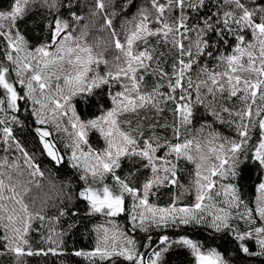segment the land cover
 I'll list each match as a JSON object with an SVG mask.
<instances>
[{"label": "snow or ice", "instance_id": "obj_1", "mask_svg": "<svg viewBox=\"0 0 264 264\" xmlns=\"http://www.w3.org/2000/svg\"><path fill=\"white\" fill-rule=\"evenodd\" d=\"M34 6L47 8L50 19L48 39L33 48L19 31V22ZM78 7V0H12L7 10H0V38L6 44L0 55V112L15 113L18 102H31L35 124L53 122L57 130L61 118L67 117L72 129L69 163L80 171L84 186L78 198L86 202L88 215L115 218L128 213L132 233L206 224L214 232L230 236L238 253L264 255V174L256 185L254 208L231 182L248 161L264 173V0H151L154 12L141 8L129 22L132 27L123 41L115 31L111 33L121 55L116 57V70L103 73L92 67L108 62L94 55L86 42L88 26L74 34L84 19ZM105 8V0H94L91 16ZM104 26L111 29L112 20L105 17ZM157 45L169 49L170 63ZM210 60L215 61L213 67H209ZM148 76L154 81L150 88ZM104 85L118 86L110 94L112 107L98 118L82 120L73 98L91 95ZM166 112L171 113V120L161 123ZM202 115L212 120H203L196 128ZM217 121L233 129L235 137L216 131L213 123ZM11 122L21 123L15 115ZM8 123L0 119L3 144L8 148L15 145L23 153L29 175L43 177L44 172L15 139ZM89 131L98 132L104 140L102 150L90 146ZM35 132L43 151L59 166L62 157L46 139L51 133L44 127H36ZM124 161L130 167L121 175L118 170L123 169ZM182 161L193 166L195 202L178 207L184 192L167 207L150 202L160 187L179 185ZM4 168L8 171H0V242L15 257V264H24L23 257L41 254L32 251L29 234L32 223L46 217L43 207L35 209L25 199L34 182L13 179L10 173L19 168L16 163L5 159L0 164ZM141 169L152 175L137 186ZM35 187H40L38 181ZM62 195L72 199L67 193ZM127 197L133 201L130 210ZM35 203L33 198L32 205ZM66 214V209L59 210L60 216ZM233 220L247 227H234ZM108 223L112 227L95 229L91 251L73 254L89 259L90 264H163L164 254L175 245L190 250L195 264H229L216 248L204 251L193 239L170 240L167 235L158 238L156 248L152 236H147L143 247L152 250L146 260L133 236L114 219ZM49 251L56 254L55 248Z\"/></svg>", "mask_w": 264, "mask_h": 264}, {"label": "trees", "instance_id": "obj_2", "mask_svg": "<svg viewBox=\"0 0 264 264\" xmlns=\"http://www.w3.org/2000/svg\"><path fill=\"white\" fill-rule=\"evenodd\" d=\"M11 2L12 0H0V10H7ZM161 2H166V0H161ZM78 3L79 7L77 8V12L84 19L80 22L79 26H76L77 30L74 34L79 35L83 26L87 25L86 31L88 36L86 37V42L92 45L94 55L102 56L108 62L107 65L101 63L98 66L92 65V67L99 73L109 70L115 71L114 65L117 63L116 57L120 56L121 53L116 50L111 33L115 31L118 34V38L123 41L126 30L132 27V24L129 22L133 21V17L137 15L141 8H147L154 12V9H151V0H105L106 8L104 12L98 13L95 17L91 16V10L94 8V0H78ZM62 11H66V9ZM177 13L178 10L169 17V23L172 22V17L177 15ZM105 17L112 20L113 27L111 29L104 26ZM49 19L50 14L47 8L34 6L29 14L19 22V31L29 41L31 47L34 48L48 39L47 26ZM155 43V38H153L152 44L155 45ZM185 43L187 44L188 41H185ZM5 46V42L0 38V55H2ZM139 47L142 49L144 45L141 44ZM157 49L165 52L166 58L170 63L171 56L168 54L169 49L162 48L160 45H157ZM214 65L215 61L210 60L209 67H213ZM94 74L89 73V75ZM146 80L150 88L154 83L153 78L148 76ZM15 86L22 95L23 92L20 86L18 84ZM117 90L118 86L110 88L108 85H104L99 89H95L91 95L74 97L72 103L76 107L77 115L85 121L98 118L112 107L110 94H114ZM161 90L164 91L165 89ZM2 93L3 90L0 89V94ZM237 106H239V102H237ZM18 107L19 111L15 113L9 112L5 114L0 112V119H7L9 121L8 126L13 129L15 139L25 152L31 156L33 162L44 172V176L33 177L29 175L30 169L26 164L23 153L15 145L8 148V145L3 144L2 131H0V164L5 159L10 164H18L19 168L11 170L10 174L13 179H19L25 184L29 180L34 182L33 185H30L32 188L30 196L25 199L35 209L43 207V214L46 217L44 221L35 220L32 223L33 230L29 234L32 251L40 252L41 254L23 257L24 264H90L89 259L83 256H75L73 253L80 250L91 251L95 247V229L97 227H112L108 223L112 219L136 239L137 247L141 252L145 253L146 260L148 259V253L152 250L143 247L147 243V236H152L153 248H156L158 246V238L167 235L170 240H176L182 236L193 239L203 246L202 250L204 251L210 248H216L229 261V264H264V255L246 256L238 253L235 250L236 246L230 236L226 233H216L206 224L200 226L189 225L160 229L153 228L149 233L140 232L139 230L132 233L129 231L131 225L128 223V213L121 214L115 218H109L102 214L88 215L86 202L78 198V193L84 186V182L79 179L80 171L72 168L69 163V157L71 155V149L68 147L71 144L69 133L72 129L68 124L67 117L61 118V128L57 130L53 122H50L46 126H38L35 124V118L32 116L33 105L31 102L26 103L20 101L18 102ZM203 111V109H200L201 113ZM13 115L18 117L21 121L20 124L11 122ZM165 120H171V113L166 112L164 118L161 119V123L165 122ZM203 120H209L211 122L212 118L202 115L198 118L195 127L199 128ZM2 127L3 125H0V129ZM36 127H44L51 133L47 137V140L55 146V149L62 157L63 162L59 166L43 151L39 137L35 132ZM65 128L68 129L67 132L64 131ZM213 128L224 136L235 137L233 129L218 121L213 123ZM158 131H160L161 135L165 134L164 130L158 129ZM167 135L171 136V132L168 131ZM88 139L90 146L94 149L102 150L105 146L104 140L96 131H89ZM254 142L255 135L252 143ZM85 150H87L86 147ZM129 167L128 161H124L123 169L118 170L119 174L124 175ZM181 169L178 173L179 185L160 187L157 190V195L150 197V202L160 207H167L180 192H184V195L177 201L178 207L191 206L195 202V191L192 184L195 178L193 166L182 161ZM0 171H8V169L4 168L0 169ZM262 174L264 173L259 170L258 165L248 161L243 165L241 174L231 181L242 190L241 195L251 208L255 206L254 201L257 195L255 189L256 185L261 182ZM151 175L150 170L141 169L137 173L135 183L137 186L142 185ZM36 181L40 184L39 188L35 187ZM110 182L106 181V183ZM181 185L183 187H180ZM185 189H189L190 191H185ZM62 192L71 195L72 199L69 200L66 195H62ZM33 198L36 201L34 205H32ZM132 203L131 197H127L126 204L129 210L132 207ZM62 208L67 211V214L64 216L59 215V210ZM243 210V208L240 209V211ZM73 211L78 214L72 215ZM232 224L234 227L241 229L247 227V225L239 220H233ZM0 234H2V230H0ZM57 244H59V247H57ZM51 248L56 249V254L49 251ZM253 251L258 252L259 248L253 245ZM44 253L47 254L45 255ZM0 264H15V257L7 253V249L3 247L2 242H0ZM163 264H195V258L190 250L174 245L164 254Z\"/></svg>", "mask_w": 264, "mask_h": 264}, {"label": "rangeland", "instance_id": "obj_3", "mask_svg": "<svg viewBox=\"0 0 264 264\" xmlns=\"http://www.w3.org/2000/svg\"><path fill=\"white\" fill-rule=\"evenodd\" d=\"M47 139V138H46ZM195 191V190H194Z\"/></svg>", "mask_w": 264, "mask_h": 264}]
</instances>
